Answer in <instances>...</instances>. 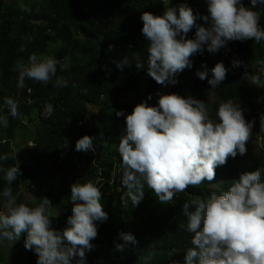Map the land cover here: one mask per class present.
<instances>
[{
    "label": "clouds",
    "instance_id": "1",
    "mask_svg": "<svg viewBox=\"0 0 264 264\" xmlns=\"http://www.w3.org/2000/svg\"><path fill=\"white\" fill-rule=\"evenodd\" d=\"M206 3V15L194 12L187 3L170 7L166 0L162 15L142 13L141 31L148 42L147 75L157 84L178 83V75L192 67L190 57L197 52L202 54L205 48L209 53H217L230 41L253 38L257 43L264 41L257 11L264 0H250L247 7L243 0H206ZM198 20L203 23H197ZM193 28L194 38H188ZM108 48L113 50V45ZM115 63L121 70L131 66L127 57ZM242 63L234 60L233 66ZM258 63L257 73H264V60ZM58 64L52 55L31 54L27 64L21 60L15 65L19 73L17 86L24 87L25 79L47 84L56 77L55 86L66 87L67 81L57 76ZM210 71L211 78L207 66L202 65L195 75L202 81L207 79L211 87L226 78L227 69L222 62H217ZM251 84L264 88L259 74L251 75ZM151 99L149 95L147 100ZM147 100L135 105L131 113H125L126 126L117 149L123 165L122 188L127 189L132 207L144 200L145 185L160 203L167 205L188 187L212 182L215 169L225 165L229 157L246 153L254 122L246 121L240 103L231 100L221 103L216 122L209 117L205 103L192 96L160 94L155 106H150ZM109 101L115 102L114 97ZM4 103L12 118L20 115L16 100L5 97ZM53 110L51 104H46L47 115ZM115 114L123 116L124 112ZM260 122L264 128V114L260 115ZM0 125L7 127V117L0 116ZM93 140L84 135L75 144L77 152L92 153L91 168L98 161L93 155ZM67 143L64 139L63 146ZM0 159L8 160L9 156ZM20 174L18 162L5 172L8 186L2 192L5 203L0 210V241L7 240L13 245L26 234L24 247L34 250L37 264H73V261L86 264V250H92L91 241L98 235L96 222L108 219L100 202L102 192L97 187L101 181L80 184L74 180L70 186L72 215L67 218L68 227L61 231L51 227L54 206L47 197H40L34 206L17 202L11 185ZM181 211L192 245L185 251L184 264H264V179L260 168L242 172L226 191L219 194L212 191L207 197L198 195L184 202ZM63 213L67 216V212ZM120 236L125 243H136L130 232H122ZM124 247L116 245L118 251Z\"/></svg>",
    "mask_w": 264,
    "mask_h": 264
},
{
    "label": "trees",
    "instance_id": "2",
    "mask_svg": "<svg viewBox=\"0 0 264 264\" xmlns=\"http://www.w3.org/2000/svg\"><path fill=\"white\" fill-rule=\"evenodd\" d=\"M6 1L7 0H0V74H1L0 83L2 82L0 84V109L2 110V112H1L2 114L0 113V116L7 117L8 125H7V127L0 125L1 126L0 127L1 128L0 129V138L8 137L11 139H9L6 144H4L5 146L0 145V157L5 156V155L9 156L8 160L0 159V196H1V198L3 197L2 196L3 189L8 186L7 182L4 178L5 172L8 168L13 166L14 163L16 162V160L14 158L15 155L13 153V149L10 145V142L12 140L16 141V136L14 135L15 127L18 124H20V120H22L21 121V127L23 126V128H25V129H28V124L31 126L38 124L37 126H39V129L37 130L38 133L35 135V138L39 144V147L35 152L34 151L31 152L32 154L29 152L26 155L25 161L22 163V167H20L21 168V174H23L24 176H27V177L30 176V181H29V183L27 182L28 185L36 186V187H38L37 184H39V185L41 184L42 186L46 185L45 188L39 190V192L41 194L43 193L42 197H47L51 201L52 205H54L55 208H58L60 211H63L66 209H67V211H71L74 205H73V202L70 201V195H71V193H70L71 187L70 186L71 185H65L66 182L68 181V179L75 177L77 175L78 177H76L75 179H71V180H78L79 179V172H80V169L82 167V168H87L88 171H87V175L84 178L79 180V183L81 182L80 184H84L88 181H94L97 179H99L101 181V190H102L101 191L102 192L101 199L102 200L100 202L102 204L103 210L106 211V213L108 214V219L105 222H99V221L96 222L97 229H98V235H97L96 239L91 241V244L93 245L92 250H90V251L86 250V253L93 251L94 248H96V247L98 248L97 249L98 251L96 253H94L93 255L86 256V263L87 264H95L97 261H99L101 263L105 262L106 264H118V263L119 264H130V263H132V264H139V263L142 264L143 263L144 264L145 262L147 264H153V263L154 264H177V262H178V264H184V258H185L184 255H186L185 251L189 247H192V245H190L191 244V234L186 232V221H184L186 218L182 214V211H181L182 206L181 205L184 202H186L187 200L189 201V200L195 198L196 196L199 195V193L197 194L196 193L197 190H193V187L190 186L186 189V191H184L182 193H177L176 196L172 200L173 203L170 202L171 204L170 203L167 205L163 204V206H162V203H160L158 201V199L155 197V193L151 189H149L147 187V185H145L144 190L145 189L146 190L144 192H147V193H145L146 198H144L142 203L141 202L139 203L138 207L137 206L132 207L131 200L127 196V189L122 188L121 174L120 173H121L123 165H121L122 164V162H121L122 158H121V156L117 150L118 149L117 146L119 144L118 138L120 137L121 131H122V133L124 132V128L126 126V121H124V119L126 117L125 116V113H126L125 110H126V108H128L130 106V104L132 102L131 97H133L134 94L140 89L142 84H144V85L149 84L150 86H152L153 89L158 88V86L160 85V84L156 85L155 80H153L151 77H149L147 75L148 42H147L146 38L143 36L142 31H141L142 27H143L141 15L145 11L151 12L154 15H162L163 11H164L165 0H36L34 4H30L28 6H26L27 0H26V2H24L25 0L24 1L23 0H14L17 3L15 8H10V7L4 6V5H6L5 4ZM248 1L250 2V0H243V2H248ZM166 2L170 7H178L180 4L185 3L184 0H166ZM21 6H23L24 9H30V11L23 10ZM13 10H15V12ZM257 11L260 12V17H261L260 21L264 22V5H258ZM202 14L206 15L207 13H202ZM197 23L202 24L203 21L202 22L197 21ZM194 31H195V29L191 30V32H194ZM71 40H73V41H71ZM110 44L113 45V50H111V51H109V48H108V46ZM59 47H61V48H59ZM238 47L240 48V50L243 53H245L246 61L248 62V64L250 66L253 63H258L259 61L264 60V51H263L264 45H262V41L257 43L254 40V38L248 39L245 41H238ZM22 48H23V51L21 50ZM70 50H71V52H70ZM260 50H261V53H260ZM68 51H69V53H68ZM204 52H208L206 50V48H205ZM33 53L37 54L38 56H43V55L54 56L59 61V64L57 66V76H62L67 81V86L66 87H59V88L57 87V90H56V88H54V87H56L54 84L56 81V77H53L47 84L37 82L34 80H30V79H25L24 87H22V88L18 87L17 81H18L19 73L16 70L15 65L17 64L18 61H21V60H23L25 62V64H27L28 57ZM210 54H212V53H210ZM210 54L204 55L200 58H197V53L192 56V61L197 62V64L199 62V65H200L199 68L196 67V70L201 69L202 65L207 66V69L209 70V78H211V75H212L210 70L215 66V64L217 62H221V60L215 59V57H212ZM71 55H73L74 57H72ZM124 57H127L131 66H125L123 68V70H121V69L116 67L115 62L122 60ZM76 59H77V61H76ZM203 60H206L207 62H203ZM222 63L224 64L223 61H222ZM138 64L143 65L144 67L138 69L136 67V65H138ZM61 65L64 66L63 70H61ZM224 66H225V64H224ZM225 68H226V66H225ZM227 72L229 73V75H228V73H226L227 74L226 78L221 82L220 85H218L216 87H211V85L208 84L207 79L205 80L206 86L210 87L211 88L210 90L213 91L215 94V96H210L212 94V92L209 91L208 97L205 98L207 101L212 100V99L214 100L215 97H216L217 104L220 102L226 101V100L227 101L231 100L234 102L236 100H237L236 102H238V100H239V102L241 100H243L242 102L246 105L248 104L247 106L251 111H253L255 109H259V107L261 108L264 105V102H263L264 97H258L254 93H252L250 90L245 88L244 85L242 84V81L239 78L238 72L231 71L230 69ZM191 73L192 72L190 70L185 69L182 73H180V76H183L184 74H191ZM233 75L236 77V80H234L235 77ZM194 77L196 79H199L196 75ZM179 83L180 82L172 85V91L174 92V90H175L181 96L182 95L183 96H187V95L189 96L190 94H192L194 92V90L196 88L195 84L189 82V80L183 81V84H182V82L180 84ZM136 85H137V88L135 87ZM235 85L239 88L235 87ZM173 86H174V88H173ZM26 87H28V89H31L33 91L32 97L35 99L33 100V102H34L33 104L26 106V108H25L23 106V101H24V99H27L29 97V95L27 94L28 89ZM234 87H235V89H234ZM176 88H177V90H176ZM230 88H233V89H230ZM136 89H138V90H136ZM238 91H239V93H238ZM249 91H250V93H249ZM186 92H187V94H186ZM74 93H76V94H74ZM86 93L91 94V95L87 94L88 95L87 96ZM103 93L107 94L105 100H101L102 99L101 94H103ZM188 93H190V94H188ZM56 94H57V96H56ZM125 94H128V96L127 95L122 96ZM235 94H237V95H235ZM25 95H27V98ZM222 95L225 97H223ZM112 96L114 97L115 102L109 101V99H111ZM246 96L248 97V99L246 98ZM254 96L258 97V98H255ZM5 97H11L16 101L19 99L18 100V105H19L18 111H19L20 115L17 118H12L10 116L8 109H7V106L4 103ZM226 97H227V99H226ZM238 97H240V98L238 99ZM249 97H251V99H249ZM15 98H17V99H15ZM87 98H88V101H87ZM220 98H223V101H218V100H222ZM89 99H91V101ZM260 99H262V100H260ZM75 100H79L77 102V104H75L76 103ZM247 100H249V101L246 102ZM253 100H254V102L252 103ZM83 102H85L87 104V106H91V107L95 108L96 110H100L99 112L96 111L93 113V115H94L93 118H95V120H96L95 125H94V127L95 126L96 127H95V129L93 128V130L89 129L88 125L83 126V124L81 123V121H82L81 119L83 117H85V115H86V113L84 111L85 108L83 106L84 105ZM243 103H241L243 105V107L247 108V106L244 105ZM46 104H51L53 106V109H55L56 111L53 110V112L51 114L52 116L50 115V117L47 119L41 118V117L39 118L40 114L45 109ZM54 105H55V107H54ZM75 105H76V107H75ZM126 105H127V107H126ZM257 105H258V107H255ZM252 106H254V108ZM103 108H105V109H103ZM107 108H108V110H107ZM75 109L76 110L82 109V111H80L81 112L80 113V112H78V110L76 111ZM123 109H124V111H123ZM121 110L124 112V115L123 116H117L115 113L117 111H121ZM5 111H6V113H5ZM3 112H4V114H3ZM55 112H56V114H55ZM63 114H65V115H63ZM61 116L63 117L62 119H61ZM95 116H97V117H95ZM30 117H31V119H30ZM36 117H37V119H35ZM57 118H59V119H57ZM66 118H67V120H66ZM118 118H120V119L118 120ZM51 119H52V121H51ZM60 120L62 121V123ZM105 120L106 121L108 120V122H106ZM119 121H120V123H119ZM64 122H66V123H64ZM124 123H125V125H124ZM79 124H82V125H79ZM98 124H99V126H98ZM67 125H68V127H67ZM4 128L5 129L7 128V129L4 130ZM67 128L68 129L70 128V129L68 130ZM101 128L103 129V131L101 130ZM105 129H106V131H105ZM5 131H7V132H5ZM44 131L46 133H44ZM59 132H61L62 137H61V134ZM54 134H55V137H54ZM33 135H34V133H33ZM56 135H58L60 138ZM84 135H90V137L94 138L93 147H94V149H96L95 150L96 152L95 151L94 152L96 153L97 159H98L96 167L93 169L94 172L91 171V167L88 169V167L90 166L92 153L90 154V151H88V152H83V151L77 152L75 150L76 141L78 139H80L81 137H83ZM47 136H49V137H47ZM101 136H103V137H101ZM104 136H106V137H104ZM109 137H111V138H109ZM53 138H55V139H53ZM64 139H67V142H68L67 146L62 145L64 143ZM96 139H97V141H96ZM109 139H110V142H112V143L109 142ZM17 141H18V143H17L18 147H20V150H21L22 143L19 140H17ZM114 141H116V142H114ZM55 142H59V143L57 144ZM56 144L58 146H56ZM47 145H49V146L52 145V146L47 147ZM104 145H105V147H104ZM115 145H117V146L115 147ZM40 150H42V151H40ZM70 152L72 155L70 154ZM38 153L40 155H38ZM67 153H69V155ZM32 155H33V157H32ZM116 155L119 157H117ZM84 157H87V158H84ZM63 158L65 160L66 159L67 160L65 161ZM41 160H43V161H41ZM111 160H114V161L111 162ZM117 160H118V162H117ZM256 161L260 165V162H258L259 161L258 158L256 159ZM76 162L77 163L79 162V163L77 164ZM83 164H85V165H83ZM87 164H88V166H87ZM103 164H105V165H103ZM45 166H47V167H45ZM103 166H104V168H103ZM105 166H107V167H105ZM115 166H117V167H115ZM231 166H232V163L229 164V167L231 168V169L229 168V170H226L225 167H223V166L217 167L215 169L216 176H215L213 182H216V183L221 182L223 177L226 178V176L231 177V176L238 175L237 173H235V167L234 166L231 167ZM26 169H28V170H26ZM69 169H71V170H69ZM33 170L38 175L34 176L33 174H35V172H33ZM44 170H45V172H44ZM68 171L69 172L71 171V172L69 173ZM90 171L94 175H92V174L89 175V173H91ZM67 172H68V174H67ZM48 173L50 174L51 177L48 175ZM53 173L55 175H53ZM106 173H107V175H106ZM230 173H231V176H230ZM62 175H63L64 179H63ZM40 176L44 177V178H41ZM262 176H264V173H262ZM36 178H37L36 181L38 183L35 181ZM85 178H86V182H84ZM116 180H117V182H116ZM19 183H22V182L18 181V178H17L11 185L12 194L14 197H16V195L19 192V186L17 187V184H19ZM120 183H121V187H120ZM227 185H228L227 182H225V183L221 184L219 187L223 189V188H226ZM61 186H62V188H61ZM62 190H63V192H62ZM37 191L38 190H36V191L34 190L33 193L35 194V197H40L39 195H41V194H39V192H37ZM51 192H52V194H51ZM211 192L212 191H210V193ZM148 193H150L151 195H149ZM123 194H124V196H123ZM56 196H58V197L56 198ZM148 197H149V199H148ZM65 198L67 199V202H66V200H64ZM56 199L58 200V203H55ZM112 199H114V200H112ZM20 200H22V199H20ZM37 201L38 200H36V202ZM148 201H150V202H148ZM144 203L147 205L146 206L142 205ZM70 204H71V206H69ZM169 205H171V206H169ZM167 206H169V207H167ZM174 206H175V208H174ZM147 207H149V208H147ZM156 208H159V209H156ZM116 209H117V211H116ZM0 210H1V207H0ZM155 210H158V215L159 214L162 215L164 213L162 218H161V215H159L160 217L159 216L157 217V213H156L157 211H155ZM178 210L181 213H179ZM107 211H109V213ZM114 211L116 213V216H112V215H115V213H113ZM138 212L140 214H138ZM152 212H153V214H152ZM168 212H170V213H168ZM110 214H111V216H109ZM167 214H170V216ZM164 215H165V217H164ZM64 218H65V216H63L61 218H57L56 220L52 219V223H54V224L51 223V227H53L54 229L62 231L64 228H61L62 226H61L60 220H62ZM145 218H147V219H145ZM110 219H111V221H110ZM114 219H115V221H113ZM122 219L123 220L125 219V221H123ZM163 219H165V221ZM140 220H141V222H140ZM150 220H152L153 223ZM130 222H131V224H130ZM166 222H168V223H166ZM183 222H185V224ZM124 223L129 227H127ZM140 225H141V227H140ZM134 226H135V228H134ZM123 228H124V230H123ZM171 229H173V230H171ZM111 230H112V232H111ZM117 230L120 232H118ZM129 230H130V233L134 234L135 240H138L134 244L133 243H125V241H123V239L120 238V233H122V232L123 233H127V232L129 233ZM153 230H157V232L153 231ZM113 232H114V234H113ZM153 232H156V234H152ZM175 232H176V234H174ZM109 233H111V235H113L114 238ZM179 233H180V235H179ZM106 234H108L109 236L107 235V237H106L105 236ZM182 234L185 237L182 236ZM135 235L137 236V238ZM161 235L163 237H161ZM146 236H147V238H146ZM187 236H189V237H187ZM25 238H26V234L21 236V239L16 242V246L24 245L23 240ZM156 238H157V240H156ZM163 238H164V240H166L165 242H164ZM149 239H151V240H149ZM188 239H190V240H188ZM114 240L116 242H114ZM108 241L110 243V246L108 245L109 244ZM146 241H149V242H146ZM106 242H107V244H106ZM117 244H124L126 247H124L125 249L120 252L117 249H115ZM131 244H132V248H131ZM139 244L143 247H141ZM143 244H145V246ZM133 245L136 247H133ZM150 246H152V247L150 248ZM158 246H159V248H158ZM145 247H146V249H145ZM147 247H149V248H147ZM153 247L155 250L152 249ZM131 249H132V251H131ZM158 250H160V251H158ZM100 251H101V254H100ZM165 251H166V254H165ZM109 252H114V254L110 255ZM169 252H170L171 256H169ZM176 253H177L178 257L176 255ZM181 253L182 254L184 253V254L182 255ZM147 254L148 255L150 254V255L148 256ZM179 254H181V255H179ZM23 255H27V254L21 253L20 256H11V257L4 256L3 254H0V264H15V263L16 264H30L32 262H33L32 264H37V258H38L37 254L36 255H28V256L34 257V259H32V260L30 258H28L27 256H23ZM163 255L165 258L163 257ZM109 256H111V257H109ZM151 256H152V258H149ZM140 257H142L141 258L142 260L140 259ZM172 257H173V259L171 260ZM18 258H20V259H18ZM14 261H16V262H14ZM132 261H135V263ZM127 262H129V263H127ZM73 264H75L74 261H73Z\"/></svg>",
    "mask_w": 264,
    "mask_h": 264
},
{
    "label": "bare ground",
    "instance_id": "3",
    "mask_svg": "<svg viewBox=\"0 0 264 264\" xmlns=\"http://www.w3.org/2000/svg\"><path fill=\"white\" fill-rule=\"evenodd\" d=\"M24 1V0H23ZM2 2V1H1ZM24 2H26V0L24 1ZM184 2L185 3H187L192 9H193V11L194 12H196V11H198L199 13H207V3H206V0H184ZM17 5V4H16ZM5 6V5H4ZM14 12H15V10H13ZM17 11V10H16ZM199 21V20H198ZM199 22H202V21H199ZM34 24V23H33ZM35 25V24H34ZM260 25H261V28H264V22H261L260 21ZM193 29H195V28H193ZM194 35H195V31L194 32H191L190 31V33H188V38H194ZM80 39V38H79ZM78 40V39H77ZM71 41H73V40H71ZM262 45H264V41H262ZM62 47V46H61ZM61 47H59V48H61ZM64 49V48H63ZM61 50V49H60ZM66 50V49H65ZM264 51V50H263ZM62 52V51H61ZM65 52V51H64ZM70 52H71V50H70ZM68 53H69V51H68ZM258 53V52H257ZM260 53H261V50H260ZM60 54V53H59ZM207 54H210V53H208V52H203L202 54L201 53H199V52H197V58H200V57H202V56H204V55H207ZM195 55V54H194ZM212 57H215V59H219V60H221V62L223 61L224 62V64H225V66H226V68H227V71H229V69L231 70V71H235V72H238V75H239V78H240V80L242 81V84L244 85V87L245 88H247L248 90H250L252 93H254L256 96H258V97H264V88H262V93H255V92H253V89L251 88L252 86L249 84V77L252 75V74H259L260 75V78H261V81H262V84H264V73H257V70H258V68L260 67V65H259V63H253L251 66L248 64V62L246 61V57H245V53H243L241 50H240V48L238 47V41H230V42H228L227 43V46L226 47H222L217 53H212V54H210ZM260 55V54H259ZM262 55V54H261ZM68 56V55H67ZM72 57H74L73 55H71ZM70 56V57H71ZM193 56V55H192ZM192 56L190 57V61H191V63H192V67L190 68V69H188V70H190L192 73L191 74H184L183 76H180V74L178 75V77H177V80H178V82H182V84H183V81H187V80H189V82H191V83H193V84H195V90H194V92L192 93V94H190V93H188V94H190L189 96H192L193 98H195V99H199V100H202V101H204V99L205 98H207L208 97V92L209 91H211L210 89V87H207L206 86V82H205V80H200V79H196L194 76H195V73H196V67H200V65H199V62H198V64H197V62H195V61H192ZM69 59V58H68ZM71 59V58H70ZM73 59V58H72ZM234 60H240V61H242L243 63L240 65V66H238V67H234L233 66V61ZM66 61V60H65ZM76 61H77V59H76ZM80 61V60H79ZM203 62H207L206 60H203ZM187 69V68H186ZM228 73V72H227ZM227 75V74H226ZM228 75H229V73H228ZM234 76V75H233ZM235 77V76H234ZM234 80H236V77H235V79ZM147 82V81H146ZM228 82V81H227ZM233 82V81H232ZM2 83V82H1ZM0 83V84H1ZM179 83V84H180ZM235 83V82H234ZM55 84V83H54ZM137 84V83H136ZM156 85H157V83H156ZM185 85V84H184ZM232 85V84H231ZM248 85H250L251 87H249ZM49 86V85H48ZM47 86V87H48ZM51 86V85H50ZM182 86V85H181ZM187 86V85H186ZM29 87V86H28ZM28 87H26L27 89H28ZM46 87V88H47ZM136 88H137V85L135 86ZM223 87V86H222ZM235 87H237L236 85H235ZM235 87H234V89H235ZM241 87V86H240ZM54 88H56V90H57V87H54ZM59 88V87H58ZM155 88V87H154ZM173 88H174V86H173ZM189 88V87H188ZM237 88H239V87H237ZM236 88V89H237ZM86 89V88H85ZM182 89V88H181ZM230 89H233V88H230ZM31 90V89H30ZM136 90H138V89H136ZM176 90H177V88H176ZM189 90V89H188ZM243 90V89H242ZM245 90V89H244ZM247 90V91H248ZM183 91V90H182ZM187 91V90H186ZM236 91V90H235ZM250 91H249V93H250ZM99 92V91H98ZM97 92V93H98ZM189 92V91H188ZM212 92V94L210 95V96H215V94H214V92L213 91H211ZM225 92V91H224ZM245 92V91H244ZM12 93V92H11ZM21 93V92H20ZM19 93V94H20ZM96 93V94H97ZM171 93H175V94H178L175 90H174V92L172 91V85H168V86H162V85H159L158 86V88H156V89H153L152 88V86H150L149 84H142L141 85V87H140V89L134 94V96L133 97H131L132 98V102H131V104H130V106L128 107V108H126V112H132V110H133V108L135 107V105H137L138 103H141V102H143V101H146L147 100V97L149 96V95H151L152 96V99L151 100H147V103L150 105V106H155V105H157V103H158V98H159V95L160 94H171ZM182 93V92H181ZM222 93V92H221ZM236 93V92H235ZM238 93H239V91H238ZM28 94V93H27ZM33 94V93H32ZM74 94H76V93H74ZM80 94V93H79ZM78 94V95H79ZM88 93H86V95H87ZM100 94V93H99ZM186 94H187V92H186ZM185 94V95H186ZM231 94V93H230ZM241 94V93H240ZM71 95V94H70ZM88 95H91V94H88ZM87 95V96H88ZM128 96V94H125V95H122V96ZM178 95H180V94H178ZM226 95V94H225ZM235 95H237V94H235ZM10 96V95H9ZM26 96V98H27V95H25ZM33 96V95H32ZM56 96H57V94H56ZM55 96V97H56ZM76 96V95H75ZM96 96V95H95ZM94 96V97H95ZM106 96H107V94H105L104 93V95H103V100H105L106 99ZM138 96V97H137ZM181 96V95H180ZM183 96V95H182ZM223 96V95H222ZM231 96V95H230ZM233 96V95H232ZM240 96V95H239ZM30 97V96H29ZM78 97V96H77ZM76 97V98H77ZM97 97V96H96ZM121 97V96H120ZM185 97H188V95L187 96H185ZM223 97H225V96H223ZM229 97V96H228ZM234 97V96H233ZM236 97V96H235ZM243 97V96H242ZM255 97V96H254ZM258 97H255V98H258ZM23 98V97H22ZM33 97H31V99H32ZM80 98V97H79ZM78 98V99H79ZM237 98V97H236ZM240 97H238V99H239ZM245 98V97H244ZM246 98L248 99V97L246 96ZM15 99H17V98H15ZM21 99V98H20ZM75 99V98H74ZM118 99V98H117ZM220 99H222V100H218V101H223V98H220ZM226 99H227V97H226ZM249 99H251V97H249ZM253 99V98H252ZM19 100V99H18ZM17 100V101H18ZM25 101H26V99H24ZM90 101H91V99H89ZM95 100V99H94ZM102 100V99H101ZM229 100V99H228ZM257 100V99H256ZM260 100H262V99H260ZM30 101V100H29ZM87 101H88V98H87ZM237 101V100H236ZM234 102V103H240V105H241V108L243 109V114H244V117H245V119H246V121H250V122H254L253 123V128H252V134H255V133H259V137H257L256 138V142H254L255 143V146L257 145V143H258V145H260V149L258 150L259 151V154H257V155H255V156H252V157H248L247 156V153H248V150L249 151H252V149L253 148H251V147H249L248 149H247V151H246V153L244 154V155H240L239 153L237 154V156L235 157V158H232V157H229L228 159H227V163L225 164V165H223V167H225V169L226 170H229V164L230 163H232V166H234L235 167V173H237L238 175H236V176H231V173H230V176L231 177H228V176H226V178H224L223 177V179H222V181L221 182H208V181H204L202 184H200L199 186H192L193 187V190H197L196 191V193L198 194L199 193V196H202V197H207L208 195H210L211 193H210V191H217L218 193L219 192H222V191H226V190H228V188L230 187V185H231V183H232V180L233 179H237V178H239V175L242 173V172H245V171H254V170H256L257 168H260L261 170H262V173H264V128H262L261 126H260V116H256V114L258 113V112H260L261 110H263L264 109V105L260 108L259 107V109H255V110H253V111H251L249 108H248V104L246 105V104H244L242 101L243 100H241L240 102H239V100H238V102ZM249 100H247L246 102H248ZM81 102V101H80ZM213 106L215 107V106H219L221 103H224V102H227V100L226 101H223V102H220V103H218L217 104V102H216V97H215V99L213 100ZM254 102V100L252 101V103ZM264 102V101H263ZM262 102V103H263ZM33 103V102H32ZM62 103V102H61ZM241 103H243L244 105H246L247 106V108L246 107H243V105L241 104ZM251 103V104H252ZM259 103V102H258ZM261 103V102H260ZM2 104V103H1ZM75 104H77V101H76V103ZM81 104V103H80ZM250 104V105H251ZM3 105V104H2ZM58 105V104H57ZM79 105V104H78ZM255 105V104H254ZM112 106V105H111ZM114 106V105H113ZM21 107V106H20ZM54 107H55V105H54ZM75 107H76V105H75ZM116 107V106H115ZM126 107H127V105H126ZM253 108H254V106H252ZM255 107H258V105L257 106H255ZM5 108V107H4ZM211 108V107H210ZM19 109V108H18ZM66 109V108H65ZM103 109H105V108H103ZM110 109V108H109ZM55 110V109H54ZM62 110V109H61ZM60 110V111H61ZM69 110V109H68ZM76 110V109H75ZM78 110V109H77ZM76 110V111H77ZM107 110H108V108H107ZM7 111V110H6ZM6 111H5V113H6ZM56 111V110H55ZM66 111V110H65ZM64 111V112H65ZM72 111V110H71ZM85 111V110H84ZM91 111V110H90ZM96 111H100V110H96ZM105 111V110H104ZM123 111H124V109H123ZM62 112V111H61ZM60 112V113H61ZM70 112V111H69ZM59 113V112H58ZM73 113V112H72ZM71 113V114H72ZM75 113V112H74ZM81 113V112H80ZM2 114V113H1ZM3 114H4V112H3ZM55 114H56V112H55ZM263 114H264V110H263ZM63 115H65V114H63ZM24 116V115H23ZM49 116V115H48ZM52 116V115H51ZM55 116V115H54ZM60 116V115H59ZM68 116V115H67ZM92 116H94V115H92ZM95 117H97V116H95ZM22 118V117H21ZM29 118V117H28ZM27 118V119H28ZM39 118H40V116H39ZM63 117L61 116V119H62ZM71 118V117H70ZM75 118V117H74ZM82 118V117H81ZM84 118V117H83ZM82 118V119H83ZM30 119H31V117H30ZM35 119H37V117L35 118ZM54 119V118H53ZM57 119H59V118H57ZM81 119V120H82ZM97 119V118H96ZM120 118H118V120H119ZM15 120V119H14ZM24 120V119H23ZM33 120V119H32ZM31 120V121H32ZM66 120H67V118H66ZM73 120V119H72ZM80 120V121H81ZM85 120H87V119H85ZM109 120V119H108ZM108 120L106 121V122H108ZM17 121V120H16ZM30 121V122H31ZM51 121H52V119H51ZM58 121V120H57ZM61 121V120H60ZM59 121V122H60ZM92 121V120H91ZM90 121V122H91ZM104 121V122H105ZM115 121V120H114ZM124 121H125V119H124ZM27 122V121H26ZM39 122V121H38ZM42 122V121H41ZM55 122V121H54ZM78 122V121H77ZM89 122V123H90ZM98 122V121H97ZM61 123H62V121H61ZM64 123H66V122H64ZM82 123V122H81ZM119 123H120V121H119ZM58 124V123H57ZM73 124V123H72ZM78 124V123H77ZM84 124V123H83ZM87 124V123H86ZM45 125V124H44ZM55 125V124H54ZM53 125V126H54ZM65 125V124H64ZM124 125H125V123H124ZM49 126V125H48ZM84 126V125H83ZM98 126H99V124H98ZM1 127V126H0ZM23 127V126H22ZM67 127H68V125H67ZM96 127V126H95ZM95 127H94V129H95ZM124 127V126H123ZM122 127V128H123ZM3 128V127H2ZM98 128V127H97ZM112 128V127H111ZM1 129V128H0ZM7 129V128H6ZM5 128H4V130H6ZM62 129V128H61ZM68 129V128H67ZM70 129V128H69ZM68 129V130H69ZM90 129V128H89ZM45 130V129H44ZM49 130V129H48ZM85 130V129H84ZM101 130L103 131V129L101 128ZM8 131V130H7ZM7 131H5V132H7ZM28 131V130H27ZM55 131V130H54ZM91 131V130H90ZM105 131H106V129H105ZM68 132V131H67ZM66 132V133H67ZM71 132V131H70ZM77 132V131H76ZM98 132V131H97ZM44 133H46L45 131H44ZM60 134H61V132H59ZM113 134V133H112ZM120 134V133H119ZM121 134H122V131H121ZM120 134V135H121ZM5 135V134H4ZM14 135H15V133H14ZM33 135V134H32ZM69 135V134H68ZM94 135V134H93ZM110 135V134H109ZM56 136H58V135H56ZM66 136V135H65ZM98 136V135H97ZM114 136V135H113ZM44 137V136H43ZM47 137H49V136H47ZM54 137H55V134H54ZM59 137V136H58ZM61 137H62V134H61ZM100 137V136H99ZM101 137H103V136H101ZM104 137H106V136H104ZM115 137V136H114ZM52 138V137H51ZM60 138V137H59ZM66 138V137H65ZM98 138V137H97ZM109 138H111V137H109ZM17 139V138H16ZM36 139V138H35ZM53 139H55V138H53ZM68 139V138H67ZM119 139V138H118ZM39 140V139H38ZM45 140V139H44ZM48 140V139H47ZM58 140V139H57ZM56 140V141H57ZM102 140V139H101ZM107 140V139H106ZM8 141V140H7ZM33 141V140H32ZM96 141H97V139H96ZM100 141V140H99ZM118 141V140H117ZM27 142H28V140H27ZM34 142H35V140H34ZM37 142V141H36ZM35 142V143H36ZM107 142V141H106ZM109 142H110V139H109ZM114 142H116V141H114ZM7 143V142H6ZM49 143V142H48ZM55 143H59V142H55ZM94 143V142H93ZM110 143H112V142H110ZM262 143V144H261ZM12 144V143H11ZM43 144V143H42ZM56 144V146H58ZM3 145V144H2ZM50 145V144H49ZM49 145H47V147L49 146ZM60 145V144H59ZM63 145V144H62ZM5 146V145H4ZM36 146V145H35ZM52 146V145H51ZM51 146H49V147H51ZM55 146V147H56ZM117 145H115V147H116ZM253 146V145H252ZM33 147V146H32ZM38 147H39V145H38ZM38 147H36V148H38ZM46 147V146H45ZM46 147V148H47ZM104 147H105V145H104ZM103 147V148H104ZM118 147V146H117ZM254 147V146H253ZM28 148V147H27ZM35 148V147H34ZM29 149V148H28ZM48 149V148H47ZM53 149V148H52ZM57 149V148H56ZM72 149V148H71ZM74 149V148H73ZM61 150V149H60ZM64 150V149H63ZM96 150V149H95ZM36 151V150H35ZM34 151V152H35ZM40 151H42V150H40ZM47 151V150H46ZM69 151V150H68ZM109 151V150H108ZM48 152V151H47ZM46 152V153H47ZM65 152V151H64ZM96 152V151H95ZM51 153V152H50ZM63 153V152H62ZM106 153V152H105ZM250 153V152H249ZM252 153V152H251ZM32 154V153H31ZM34 154V153H33ZM36 154V153H35ZM58 154V153H57ZM60 154V153H59ZM66 154V153H65ZM68 155H69V153H67ZM70 154H71V152H70ZM98 154V153H97ZM107 154V153H106ZM38 155H40L39 153H38ZM44 155V154H43ZM50 155V154H49ZM72 155V154H71ZM118 155V154H117ZM116 155V156H117ZM249 155V154H248ZM66 156V155H65ZM32 157H33V155H32ZM35 157V156H34ZM48 157V156H47ZM50 157V156H49ZM67 157V156H66ZM99 157V156H98ZM107 157V156H106ZM117 157H119V156H117ZM53 158V157H52ZM68 158V157H67ZM84 158H87V157H84ZM97 158V157H96ZM112 158V157H111ZM110 158V159H111ZM258 158V160H262L263 161V163L260 165V166H258V164H254L255 162H257L256 161V159ZM20 159V158H19ZM38 159V158H37ZM60 159V158H59ZM64 159V158H63ZM51 160V159H50ZM65 160V159H64ZM67 160V159H66ZM65 160V161H66ZM79 160V159H78ZM84 160V159H83ZM90 160V159H89ZM100 160V159H99ZM41 161H43V160H41ZM48 161V160H47ZM54 161V160H53ZM81 161V160H80ZM79 161V162H80ZM105 161V160H104ZM114 160H111V162H113ZM60 162V161H59ZM78 162V163H79ZM101 162V161H100ZM117 162H118V160H117ZM122 162V161H121ZM36 163V162H35ZM77 163V162H76ZM77 163V164H78ZM84 163V162H83ZM105 163V162H104ZM248 163H251V167L249 168V169H247V170H245L244 169V166L245 165H247ZM50 164V163H49ZM73 164V163H72ZM81 164V163H80ZM109 164V163H108ZM113 164V163H112ZM52 165V164H51ZM76 165V164H75ZM83 165H85V164H83ZM82 165V166H83ZM103 165H105V164H103ZM122 165V164H121ZM34 166V165H33ZM39 166V165H38ZM74 166V165H73ZM87 166H88V164H87ZM99 166V165H98ZM118 166V165H117ZM117 166H115V167H117ZM231 166V167H232ZM22 167V166H21ZM43 167V166H42ZM45 167H47V166H45ZM86 167V166H85ZM105 167H107V166H105ZM112 167V166H111ZM35 168V167H34ZM33 168V169H34ZM102 168V167H101ZM103 168H104V166H103ZM31 169V168H30ZM89 169V168H88ZM108 169V168H107ZM111 169V168H110ZM231 169V168H230ZM26 170H28V169H26ZM40 170V169H39ZM48 170V169H47ZM69 170H71V169H69ZM77 170V169H76ZM105 170V169H104ZM42 171V170H41ZM74 171V170H73ZM88 171V170H87ZM91 171H93V169L91 170ZM90 171V172H91ZM240 171V172H239ZM32 172V171H31ZM33 172H35L34 170H33ZM44 172H45V170H44ZM69 172V171H68ZM68 172H67V174H68ZM71 172V171H70ZM69 172V173H70ZM94 172V171H93ZM226 172V171H225ZM26 173V172H25ZM116 173V172H115ZM233 173V172H232ZM27 174V173H26ZM58 174V173H57ZM65 174V173H64ZM92 174V172L91 173H89V175H91ZM105 174V173H104ZM117 174V173H116ZM115 174V175H116ZM29 175V174H28ZM34 176H36V175H38V174H36V172H35V174H33ZM44 175V174H43ZM47 175V174H46ZM48 175L50 176V174L48 173ZM53 175H55L54 173H53ZM92 175H94V174H92ZM106 175H107V173H106ZM233 175V174H232ZM45 176V175H44ZM60 176V175H59ZM58 176V177H59ZM65 176V175H64ZM41 177V176H40ZM51 177V176H50ZM49 177V178H50ZM55 177V176H54ZM62 177H63V175H62ZM99 177V176H98ZM103 177V176H102ZM112 177V176H111ZM29 178H30V176H29ZM28 178V179H29ZM34 178V177H33ZM41 178H44V177H41ZM48 178V179H49ZM83 178V177H82ZM95 178V177H94ZM93 178V179H94ZM105 178V177H104ZM58 179V178H57ZM63 179H64V177H63ZM62 179V180H63ZM97 179V178H96ZM102 179V178H101ZM262 179H264V176H262ZM37 180V178L35 179V181ZM51 180V179H50ZM66 180V179H65ZM103 180V179H102ZM24 181H25V179H24ZM32 181V180H31ZM42 181V180H41ZM45 181V180H44ZM47 181V180H46ZM58 181V180H57ZM56 181V182H57ZM95 181V180H94ZM22 182V181H21ZM37 182V181H36ZM40 182V181H39ZM66 182V181H65ZM75 182V181H74ZM84 182H86V178H85V181ZM116 182H117V180H116ZM225 182H227V187L226 188H220L219 186L221 185V184H223V183H225ZM23 183V182H22ZM29 183V182H28ZM27 183V184H28ZM38 183V182H37ZM73 183V182H72ZM81 183V182H80ZM83 183V182H82ZM49 184V183H48ZM106 184V183H105ZM24 185V184H23ZM36 185V184H35ZM39 184H37V186H38ZM41 185V184H40ZM66 185V184H65ZM70 185V184H69ZM112 185V184H111ZM25 186H26V184H25ZM104 186V185H103ZM107 186V185H106ZM116 186V185H115ZM41 187H43V186H41ZM51 187V186H50ZM67 187V186H66ZM65 187V188H66ZM98 187V186H97ZM101 187V186H100ZM57 188V187H56ZM61 188H62V186H61ZM38 191L37 192H39V189L38 188H36ZM41 189V188H40ZM50 189V188H49ZM70 189V188H69ZM103 189V188H102ZM107 189V188H106ZM116 189V188H115ZM58 190V189H57ZM71 190V189H70ZM146 190V189H145ZM144 190V191H145ZM29 191V190H28ZM36 191V190H35ZM102 191V190H101ZM106 191V190H105ZM115 191V190H114ZM151 191V190H150ZM36 192V193H37ZM58 192V191H57ZM62 192H63V190H62ZM104 192V191H103ZM121 192V191H120ZM149 192V191H148ZM201 192V193H200ZM17 193V192H16ZM31 193V192H30ZM59 193V192H58ZM71 193V192H70ZM124 193V192H123ZM145 193H147V192H145ZM151 193V192H150ZM150 193H148L149 195H151ZM153 193V192H152ZM186 193V192H185ZM34 194V193H33ZM39 194H41L40 192H39ZM43 194V193H42ZM39 195L40 197H42L43 195ZM51 194H52V192H51ZM61 194V193H60ZM107 194V193H106ZM187 194V193H186ZM35 195V194H34ZM38 195V194H37ZM148 195V196H149ZM123 196H124V194H123ZM39 197V198H40ZM53 197V196H52ZM58 196H56V198H57ZM187 197V196H186ZM185 197V198H186ZM38 198V199H39ZM60 198V197H59ZM63 198V197H62ZM123 198V197H122ZM146 198V197H145ZM148 199H149V197H148ZM188 199V198H187ZM102 200V199H101ZM105 200V199H104ZM112 200H114V199H112ZM122 200V199H121ZM180 200V199H179ZM154 201V200H153ZM188 201V200H187ZM53 202V201H52ZM67 202V201H66ZM109 202V201H108ZM125 202V201H124ZM148 202H150V201H148ZM172 202V201H171ZM55 203H58V200L56 199V202ZM61 203V202H60ZM63 203V202H62ZM141 203H142V201H141ZM173 203V202H172ZM179 203V202H178ZM151 204V203H150ZM171 204V203H170ZM181 204V203H180ZM104 205V204H103ZM114 205V204H113ZM142 205H147V204H142ZM54 206V205H53ZM67 206V205H66ZM69 206H71V204L69 205ZM139 206V205H138ZM137 206V207H138ZM162 206H163V204H162ZM169 206H171V205H169ZM169 206H167V207H169ZM173 206V205H172ZM182 206V205H181ZM65 207V206H64ZM166 207V206H165ZM54 208H55V206H54ZM66 208V207H65ZM68 208V207H67ZM120 208V207H119ZM147 208H149V207H147ZM152 208V207H151ZM174 208H175V206H174ZM173 208V209H174ZM114 209V208H113ZM118 209V208H117ZM117 209H116V211H117ZM121 209V208H120ZM123 209V208H122ZM135 209V208H134ZM141 209V208H140ZM139 209V210H140ZM144 209V208H143ZM156 209H159V208H156ZM162 209V208H161ZM171 209V208H170ZM67 210V209H66ZM71 210V209H70ZM115 210V209H114ZM64 211V210H63ZM72 211V210H71ZM122 211V210H121ZM154 211V210H153ZM155 211H157L156 213H157V217L159 216V215H161V214H159L158 215V210H155ZM179 211V210H178ZM106 212V211H105ZM108 213H109V211H107ZM130 212V211H129ZM147 212V211H146ZM150 212V211H149ZM162 212V211H161ZM166 212V211H165ZM69 213V212H68ZM111 213V212H110ZM113 213H115V211L113 212ZM134 213V212H133ZM168 213H170V212H168ZM176 213V212H175ZM174 213V214H175ZM179 213H181L180 211H179ZM112 214V213H111ZM111 214L109 215V216H111ZM138 214H140L139 212H138ZM152 214H153V212H152ZM164 214V213H163ZM163 214L161 215V218H162V216H163ZM167 215H169L170 216V214H167ZM172 215V214H171ZM182 215V214H181ZM112 216H116V213H115V215H112ZM144 216V215H143ZM156 216V215H155ZM154 216V217H155ZM160 217V216H159ZM164 217H165V215H164ZM60 218V217H59ZM112 218V217H111ZM137 218V217H136ZM135 218V219H136ZM140 218V217H139ZM156 218V217H155ZM182 218V217H181ZM67 219V218H66ZM145 219H147V218H145ZM144 219V220H145ZM149 219V218H148ZM183 219V218H182ZM123 220V219H122ZM153 220V219H152ZM152 220H150L151 222H152ZM156 220V219H155ZM154 220V221H155ZM164 221H165V219H163ZM110 221H111V219H110ZM113 221H115V219L113 220ZM123 221H125V219L123 220ZM146 221V220H145ZM144 221V222H145ZM184 221H186V219L184 220ZM55 222V221H54ZM121 222V221H120ZM119 222V223H120ZM140 222H141V220H140ZM148 222V221H147ZM169 222V221H168ZM168 222H166V223H168ZM128 223V222H127ZM143 223V222H142ZM153 223V222H152ZM156 223V222H155ZM160 223V222H159ZM180 223V222H179ZM184 224H185V222H183ZM52 224H54V223H52ZM117 224V223H116ZM123 224V223H122ZM121 224V225H122ZM125 224V223H124ZM130 224H131V222H130ZM129 224V225H130ZM133 224V223H132ZM177 224V223H176ZM115 225V224H114ZM126 225V224H125ZM158 225V224H157ZM127 226V225H126ZM132 226V225H131ZM146 226V225H145ZM144 226V227H145ZM148 226V225H147ZM153 226V225H152ZM168 226V225H167ZM127 227H129V226H127ZM140 227H141V225H140ZM151 227V226H150ZM155 227V226H154ZM184 227V226H183ZM53 228V227H52ZM134 228H135V226H134ZM139 228V227H138ZM137 228V229H138ZM157 228V227H156ZM163 228V227H162ZM165 228V227H164ZM111 229V228H110ZM109 229V230H110ZM152 229V228H151ZM181 229V228H180ZM108 230V231H109ZM123 230H124V228H123ZM135 230V229H134ZM160 230V229H159ZM169 230V229H168ZM167 230V231H168ZM171 230H173V229H171ZM176 230V229H175ZM178 230V229H177ZM118 231V230H117ZM153 231H156L157 232V230H153ZM183 231V230H182ZM111 232H112V230H111ZM118 232H120V231H118ZM129 232H130V230H129ZM149 232V231H148ZM156 232H153L152 234H156ZM160 232V231H159ZM169 232V231H168ZM173 232V231H172ZM187 232V231H186ZM128 233V232H127ZM166 233V232H165ZM100 234V233H99ZM110 235H111V233H109ZM113 234H114V232H113ZM116 234V233H115ZM118 234V233H117ZM159 234V233H158ZM157 234V235H158ZM164 234V233H163ZM174 234H176V232L174 233ZM188 234V233H187ZM104 235V234H103ZM107 235L108 234H106L105 236L107 237ZM134 235V234H133ZM142 235V234H141ZM172 235V234H171ZM179 235H180V233H179ZM23 236V235H22ZM109 236V235H108ZM112 237H113V235H111ZM115 236V235H114ZM119 236V235H118ZM136 236V235H135ZM150 236V235H149ZM154 236V235H153ZM182 236H184L183 234H182ZM181 236V237H182ZM190 236V235H189ZM189 236H187V237H189ZM104 237V236H103ZM161 237H163L162 235H161ZM167 237V236H166ZM175 237V236H174ZM185 237V236H184ZM102 238V237H101ZM114 238V237H113ZM120 238H121V236H120ZM136 238H137V236H136ZM144 238V237H143ZM146 238H147V236H146ZM149 238V237H148ZM154 238V237H153ZM96 239V238H95ZM103 239V238H102ZM101 239V240H102ZM109 239V238H108ZM182 239V238H181ZM143 240V239H142ZM149 240H151V239H149ZM156 240H157V238H156ZM163 240H164V238H163ZM187 240V239H186ZM188 240H190V239H188ZM24 241V240H23ZM93 241V240H92ZM106 241V240H105ZM112 241V240H111ZM110 241V242H111ZM120 241V240H119ZM136 241H138V240H136ZM155 241V240H154ZM166 240H164V242H165ZM169 241V240H168ZM114 242H116L115 240H114ZM122 242V241H121ZM140 242V241H139ZM146 242H149V241H146ZM152 242V241H151ZM150 242V243H151ZM157 242V241H156ZM155 242V243H156ZM170 242V241H169ZM103 243V242H102ZM108 243H109V241H108ZM120 243V242H119ZM167 243V242H166ZM185 243V242H184ZM190 243V242H189ZM106 244H107V242H106ZM142 244V243H141ZM146 244V243H145ZM145 244H143L144 246H145ZM157 244V243H156ZM170 244V243H169ZM174 244V243H173ZM109 246H110V243L108 244ZM115 245V244H114ZM140 245V244H139ZM166 245V244H165ZM179 245V244H178ZM183 245V244H182ZM191 245V244H190ZM102 246V245H101ZM141 246V245H140ZM149 246V245H148ZM156 246V245H155ZM170 246V245H169ZM126 247V246H125ZM130 247V246H129ZM133 247H136V246H134L133 245ZM141 247H143V246H141ZM152 246H150V248H151ZM171 247V246H170ZM131 248H132V244H131ZM147 248H149V247H147ZM158 248H159V246H158ZM164 248V247H163ZM113 249V248H112ZM116 249V248H115ZM125 249V248H124ZM145 249H146V247H145ZM152 249H154V247L152 248ZM184 249V248H183ZM114 250V249H113ZM155 250V249H154ZM182 250V249H181ZM106 251V250H105ZM108 251V250H107ZM130 251V250H129ZM131 251H132V249H131ZM150 251V250H149ZM158 251H160V250H158ZM171 251V250H170ZM121 252V251H120ZM168 252V251H167ZM181 252V251H180ZM183 252V251H182ZM99 253V252H98ZM104 253V252H103ZM127 253V252H126ZM158 253V252H157ZM162 253V252H161ZM179 253V252H178ZM100 254H101V251H100ZM106 254V253H105ZM159 254V253H158ZM165 254H166V251H165ZM182 254V253H181ZM181 254H179V255H181ZM184 254V253H183ZM182 254V255H183ZM124 255V254H123ZM148 255V254H147ZM150 255V254H149ZM148 255V256H149ZM156 255V254H155ZM162 255V254H161ZM176 255H177V253H176ZM96 256V255H95ZM125 256V255H124ZM169 256H171L170 255V252H169ZM185 256V255H184ZM2 257V256H1ZM94 257V256H93ZM92 257V258H93ZM109 257H111V256H109ZM108 257V258H109ZM144 257V256H143ZM163 257H164V255H163ZM167 257V256H166ZM174 257V256H173ZM173 257L171 258V260L173 259ZM177 257H178V255H177ZM176 257V258H177ZM22 258V257H21ZM91 258V257H90ZM142 257H140V259H141ZM148 258V257H147ZM149 258H152V256L151 257H149ZM165 258V257H164ZM181 258V257H180ZM18 259H20V258H18ZM110 259V258H109ZM117 259V258H116ZM133 259V258H132ZM24 260V259H23ZM88 260V259H87ZM90 260V259H89ZM142 260V259H141ZM151 260V259H150ZM156 260V259H155ZM36 261V260H35ZM96 261V260H95ZM103 261V260H102ZM144 261V260H143ZM157 261V260H156ZM160 261V260H159ZM14 262H16V261H14ZM75 262V261H74ZM112 262V261H111ZM132 262H134L135 263V261H132ZM155 262V261H154ZM33 263V262H32ZM32 263H30V264H32ZM95 263V262H94ZM115 263V262H114ZM125 263V262H124ZM127 263H129V262H127ZM138 263V262H137ZM146 263V262H145ZM144 263V264H145ZM160 263V262H159ZM16 264V263H15ZM87 264V263H86ZM119 264V263H118ZM130 264H132V263H130ZM140 264V263H139ZM143 264V263H142ZM147 264V263H146ZM154 264V263H153Z\"/></svg>",
    "mask_w": 264,
    "mask_h": 264
},
{
    "label": "rangeland",
    "instance_id": "4",
    "mask_svg": "<svg viewBox=\"0 0 264 264\" xmlns=\"http://www.w3.org/2000/svg\"><path fill=\"white\" fill-rule=\"evenodd\" d=\"M35 1L36 0H27V4H26V6H28V5H30V4H34L35 3ZM244 3V5L247 7V6H249L250 5V2L248 1V2H243ZM6 5V7H10V8H15L16 7V2L14 1V0H7L6 1V3H5ZM21 4V3H20ZM19 4V5H20ZM261 26V25H260ZM249 84L252 86H250V85H248L249 87H251L252 89H253V92H255V93H262V88H260V87H257V86H255V85H253V84H251V76L249 77ZM27 93H28V95L30 96V97H28L27 99H26V101L24 100L23 101V106L26 108V106H29V105H31V104H33L34 102H33V100L35 99V98H32L31 99V97H32V93H33V91L32 90H30V89H28L27 90ZM103 95H104V93L103 94H101V98H102V100H103ZM30 100V101H29ZM75 101H79V100H75ZM18 102V101H17ZM33 102V103H32ZM204 103H205V105H206V107L208 108V110H209V117L211 118V119H213L214 121H216V122H219L218 121V117H217V115H216V113H217V111H218V107L219 106H213V99L212 100H206V99H204V101H203ZM83 106H84V108H85V113H86V115H85V117L82 119V124L85 126V125H88V127L91 129V130H93V128H94V125H95V118H93V113L94 112H96V109L95 108H93V107H91V106H87V104L85 103V102H83ZM211 107V108H210ZM91 110V111H90ZM264 110V109H263ZM263 110H261L260 112H258L257 114H256V116H260L261 114H263ZM80 111H82V109H78V112H80ZM2 112V110L0 109V113ZM40 117L41 118H45V119H47V118H49L50 117V115L48 116L46 113H45V109L42 111V113L40 114ZM85 119H87V120H85ZM92 120V121H91ZM21 121L22 120H20V124H18L16 127H15V136H16V141H14V140H12L11 142H10V145H11V147H12V149H13V153H14V155H15V160H16V162L15 163H17L18 162V164H19V167H21L22 166V163L25 161V158H26V155L30 152H33V151H35V150H37L38 148H36V147H38V142H36V139H35V135L38 133L37 132V130L39 129V126H37L38 124H36V125H33V126H31V125H29L28 124V129H25V128H23V127H21ZM91 121V122H90ZM90 122V123H89ZM87 123V124H86ZM82 124H79V125H82ZM28 130V131H27ZM34 133V135H32ZM88 136H90V135H88ZM257 137H259V133H255V134H252V136L250 137V139L247 141V143H246V149H248L249 147H251V148H253L252 149V151H249L248 150V153H247V156L248 157H252V156H255V155H257V154H259V149H260V145H258V143H257V145L255 146V143L254 142H256L255 140H256V138ZM9 139H11V138H8V137H3V138H0V145H4V144H6V142H7V140H9ZM17 140H19L21 143H22V147H21V150H20V147H18V141ZM27 140H28V142H27ZM33 140V141H32ZM34 140H35V142H34ZM12 143V144H11ZM262 144V143H261ZM36 145V146H35ZM254 147H253V146ZM33 146V147H32ZM29 149H28V148ZM35 147V148H34ZM250 152V153H249ZM252 152V153H251ZM249 154V155H248ZM93 155L95 156V157H97V155H96V153L95 152H93ZM20 158V159H19ZM97 159V158H96ZM98 160V159H97ZM258 162H260V165L263 163V161L262 160H259ZM14 163V164H15ZM254 164H258L257 162H255ZM259 164H258V166H260ZM91 166H89L88 168H90ZM251 167V163H248L247 165H245L244 166V169L245 170H247V169H249ZM95 167H92L91 168V170L92 169H94ZM21 169V168H20ZM87 175V168H82L81 167V169H80V172H79V179L76 181V182H78L79 183V180L80 179H82V177L84 178L85 176ZM29 177H27V176H24L23 174H20L19 176H18V181H22L23 183H19V184H17V187L19 186V192H18V194L16 195V199H17V202L18 203H20V202H22V203H25V204H28L29 206H34L35 205V202H36V200H38V198L39 197H35V195L33 194V192H34V190H37L36 188H38L39 190H41V189H43V188H45V186L46 185H44L43 187H41L42 185H38V187H36V186H30V185H28L27 184V182H29L30 181V178L28 179ZM24 179H25V181H24ZM72 182L73 183H75L74 182V180H71V179H69L67 182H66V185H71L72 184ZM24 184V185H23ZM25 184H26V186H25ZM98 187H99V189H100V191H101V183L99 184V185H97ZM16 187V186H15ZM121 187V186H120ZM41 188V189H40ZM29 190V191H28ZM31 192V193H30ZM3 197L1 198V196H0V207H1V210L3 209V205H4V203H5V200L3 199ZM20 199H22V200H20ZM64 200H66L67 201V199L65 198ZM63 212H67V216H65V218L64 219H62V220H60V222H61V228H65V227H68V224H67V219L66 218H68L69 216H71L72 215V211H67V210H64V211H60L58 208H54L53 207V209H52V212H51V216L53 217L52 219L53 220H56L57 218H59V217H62L63 215H64V213ZM69 212V213H68ZM19 241V240H18ZM98 248L96 247V248H94V250L93 251H91V252H87L86 253V256H88V255H93L94 253H96L98 250H97ZM21 253H24V254H27V255H23V256H27L28 258H30L31 260L32 259H34V257L33 256H28V255H36V253L34 252V250H26L25 249V247H24V245H21V246H16V242L12 245V242H10V241H7V240H3V241H0V254H3L4 256H8V257H11V256H20V254ZM109 254L110 255H113L114 254V252H109Z\"/></svg>",
    "mask_w": 264,
    "mask_h": 264
},
{
    "label": "built area",
    "instance_id": "5",
    "mask_svg": "<svg viewBox=\"0 0 264 264\" xmlns=\"http://www.w3.org/2000/svg\"><path fill=\"white\" fill-rule=\"evenodd\" d=\"M0 77H1V74H0ZM95 264H106L105 262L101 263L99 261H97Z\"/></svg>",
    "mask_w": 264,
    "mask_h": 264
}]
</instances>
